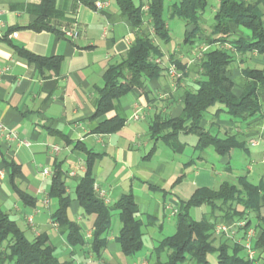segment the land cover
Wrapping results in <instances>:
<instances>
[{"label":"crops","instance_id":"crops-1","mask_svg":"<svg viewBox=\"0 0 264 264\" xmlns=\"http://www.w3.org/2000/svg\"><path fill=\"white\" fill-rule=\"evenodd\" d=\"M89 1L91 5L79 0H55L57 10L70 21H59V25L77 29L75 37H68L64 33L28 28L35 16L26 6L39 4L41 0H0V119L18 138L6 141L0 137V210L17 223L28 240L45 233L52 244L53 235L48 229L59 232L50 218L56 208V199L47 196L51 177L58 164L65 173L67 193L74 190L85 171V154L80 149L84 147L97 154L93 165L97 193L102 191L104 201L113 204L130 191L137 217L142 221L147 216L153 219L142 226V241L146 235L156 246L163 238H157V234L162 231L164 221L176 217L181 202L188 200L196 189H216L221 182L235 183L241 176L254 184L264 181V93L259 96L261 112L249 120L231 118L220 104L203 113L201 127L219 138L234 135L240 144L225 154H218L212 147L196 149L197 137L190 133L179 132L169 141L152 138L149 127L153 119L178 117L183 110L185 91L196 89V80L200 78L195 49L182 44L183 22L168 19L170 37L175 35L177 43L165 50L163 46L171 40L167 44L155 40L163 53L159 75L147 80L144 88H133L122 96L116 101V110L93 116L96 89L103 86L104 70L120 61L137 34L152 36L153 33L149 19L139 28L133 27L120 14L114 0ZM103 1L107 5L97 9L95 3ZM164 1L169 6L176 0ZM213 1L200 18L206 28L218 7L219 0ZM261 9L264 13L263 6ZM231 28L234 36L245 38V30L234 25ZM19 50L46 61L38 66ZM171 54L185 64L183 73L176 68L177 75L169 74L168 67L175 65L169 59ZM246 67L264 69V55L256 52L235 55L229 64L235 96L243 90L242 69ZM116 112L125 117L119 130L108 134L94 132L100 122ZM134 113L138 114L137 119L133 118ZM54 145L59 147V152L51 151ZM9 163L18 166L14 184L31 197L33 205L24 203L16 193ZM44 168L50 175H42ZM193 210H198L196 220H199L209 207L201 205ZM68 216L80 226L85 239H89L94 216L83 214L74 197ZM117 219L119 223L118 214ZM251 227L257 237L260 231L255 215H251ZM110 228L105 234L107 243L100 259L87 250L84 261L79 263L75 260V250L71 249L70 257L64 260L71 264H115L109 261L111 254L117 252V234L109 232ZM218 236L213 234L215 245L219 243ZM211 256L217 264V253ZM149 262L152 260L133 264ZM260 263L261 260L256 264Z\"/></svg>","mask_w":264,"mask_h":264},{"label":"trees","instance_id":"trees-1","mask_svg":"<svg viewBox=\"0 0 264 264\" xmlns=\"http://www.w3.org/2000/svg\"><path fill=\"white\" fill-rule=\"evenodd\" d=\"M79 1L91 5L89 0ZM114 1L120 14L126 16L133 27L139 28L145 19H149L153 35L137 34L120 61L108 65L104 70L103 86L96 89L93 116L99 117L116 110V101L122 96L133 88H144L147 80L159 75L163 67L155 59L161 58L163 53L155 40L169 43L171 37L167 21L179 19L185 27L182 44L195 49L200 78L196 80V89L185 91L183 110L178 117L153 119L149 127L151 137L169 141L179 132L194 134L197 137L196 149L212 147L220 155L240 146L234 135L224 138L211 135L200 126V121L203 113L215 104H220L231 118L240 121L249 120L261 112L259 96L264 93V69L243 68V90L239 96H235L232 93L229 64L236 54L256 52L264 55V13L261 9L264 0H219L206 29L200 18L207 7V0H176L166 8L164 0H145V3L138 4L133 0ZM26 10L35 16L28 25L32 30H50L62 35L70 29L66 25H59V21H70L57 10L55 0H41L39 4L27 5ZM231 25L245 30V38L234 36ZM227 44L229 48L225 46ZM19 52L38 66L46 61L25 51ZM169 59L182 73L185 71V64L177 56L171 54ZM124 123L125 117L116 112L113 117L100 122L94 132L113 133ZM80 149L85 154V171L75 185L74 199L83 214L94 216L92 233L89 239H85L80 226L68 216L71 197L67 193L65 173L58 164L47 192L49 199H56V208L50 215L52 223L65 236L68 246L74 249L87 245L88 252L100 259L106 247L105 234L110 228L112 212L116 211L120 228L115 242L123 255L132 257L143 247L142 226L152 223L153 219L147 216L142 221L137 217V206L130 191L113 204L106 203L94 189L93 165L97 154L84 147ZM8 166L14 184L19 168L14 163ZM13 187L24 203L34 204L31 197L23 194L15 184ZM201 205H207L209 211L196 220L190 215V209ZM262 208L264 181L254 184L241 176L235 183L221 182L216 189H196L188 200L181 202L176 213L174 232L157 242L152 250L154 259L149 264H183L186 261L210 264L208 257L213 253H217V264H256L259 260L260 264H264ZM251 215L258 219L260 231L253 241L255 259H248L246 254L241 256L243 247L225 237L215 245L213 234L217 223L243 220L245 224L240 228L243 233L251 227ZM6 263L71 264L68 260L60 261L57 258L47 234L41 233L28 240L17 223L0 210V264Z\"/></svg>","mask_w":264,"mask_h":264},{"label":"rangeland","instance_id":"rangeland-1","mask_svg":"<svg viewBox=\"0 0 264 264\" xmlns=\"http://www.w3.org/2000/svg\"><path fill=\"white\" fill-rule=\"evenodd\" d=\"M136 4L138 2V0H133ZM214 3L213 0H208V4H207V7L209 8L212 4ZM147 6H144V8H146ZM167 7V1H165V8ZM176 20V19H175ZM206 29V27H205ZM175 34V33H174ZM175 35H173L172 39H171V43H169L168 45L166 46H163L166 50V48L170 49V47L173 45V44H176L177 41H176V38L174 37ZM69 195L70 197H74V190L71 189V191L69 192ZM54 202L52 203V208L54 207ZM194 208L191 209V216L192 218L196 219L198 218V215H197V211L198 210H193ZM204 209V208H203ZM205 211L207 210L206 208L204 209ZM74 218V217H73ZM111 220H112V224H111V228H110V231L109 232H113L114 231V234H118V230H117V227L119 225L118 223V219H117V213L116 211H113L112 212V217H111ZM175 220H176V217L175 216H172L170 218V221H164V227L162 229V231L157 234V238H162L164 236H168L170 234H172L175 230ZM50 232H51V235H53L50 239V241L52 242L54 248H55V255L60 259V260H64V259H67L70 254V251H71V247L68 246L66 244V239H65V236L64 235H60L59 233H57L56 231L54 232L52 228H49L48 229ZM223 236H218V242H220V239L221 240H224L225 238ZM29 239L31 237H28ZM229 240V239H228ZM155 242L153 240V242H151L148 237H146V235L143 237V247L142 249L135 253L132 257H128V256H125L123 255L117 248V252L116 253H112L111 254V263H115V264H133V263H140L142 260L144 259H149V260H153L154 257H153V254H152V250L154 248V245ZM117 247V245H116ZM73 250V249H72ZM74 256H75V260L79 263L83 262L85 257L87 256V250H88V246L85 245L83 247H79V246H76L74 247ZM243 255H245L244 252H242ZM72 262H75V261H72ZM209 263L210 264H215V261H214V258L213 256H209ZM143 264V263H142ZM183 264H196L194 262H190V261H186L185 263Z\"/></svg>","mask_w":264,"mask_h":264},{"label":"built area","instance_id":"built-area-1","mask_svg":"<svg viewBox=\"0 0 264 264\" xmlns=\"http://www.w3.org/2000/svg\"><path fill=\"white\" fill-rule=\"evenodd\" d=\"M107 5L106 2H96L95 6L97 9L104 7ZM1 21H0V27H1ZM64 34L68 37H75L77 35V29L76 27H72L68 30L64 31ZM16 35V33H14ZM229 48V45H225ZM202 50L204 47L201 48ZM156 63H161L160 58L155 59ZM168 72L171 76L177 75L176 67L175 65H170L168 67ZM133 118L137 119L138 114L134 113ZM0 137H2L6 141H12V140H18L17 135L15 132L10 131L7 127V125L0 119ZM51 151L54 153L59 152V147L54 145L51 147ZM42 175H50V171L47 168L42 169ZM94 189L96 190V187L94 186ZM100 197L103 198V192L98 193ZM104 199V198H103ZM44 205L48 203V199L45 198L43 201ZM31 220V219H30ZM245 222L243 220L239 221H231L230 223H223L219 222L214 227V234L223 236L235 243H239L246 254V257L250 260L255 259L256 257V250L253 248V241L255 238V229L253 227H248L243 233L240 232V228L244 226Z\"/></svg>","mask_w":264,"mask_h":264}]
</instances>
